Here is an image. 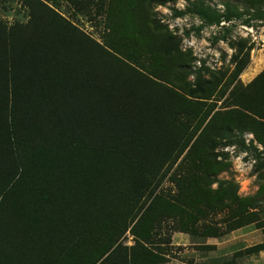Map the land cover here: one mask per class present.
Returning a JSON list of instances; mask_svg holds the SVG:
<instances>
[{"label":"trees","instance_id":"obj_1","mask_svg":"<svg viewBox=\"0 0 264 264\" xmlns=\"http://www.w3.org/2000/svg\"><path fill=\"white\" fill-rule=\"evenodd\" d=\"M68 1L100 40L42 0H21L25 23L0 20V264L69 251L102 264L119 250L124 264H167L153 245L163 222L195 235L199 219L222 210L227 229L203 223L198 235L219 238L252 223L264 229L258 203L216 178L228 166L219 148H244L245 132L264 147V71L234 86L226 104L235 108L212 113L214 93L225 94L223 76L192 72L180 39L153 11L176 0ZM184 1L174 17L219 25L240 15L227 4L219 12ZM254 16L264 18V9ZM231 60L232 84L247 57ZM165 180L175 197L157 193ZM263 250L260 243L207 264H236Z\"/></svg>","mask_w":264,"mask_h":264},{"label":"rangeland","instance_id":"obj_2","mask_svg":"<svg viewBox=\"0 0 264 264\" xmlns=\"http://www.w3.org/2000/svg\"><path fill=\"white\" fill-rule=\"evenodd\" d=\"M42 1L54 4L57 11L69 18L70 22L96 40H100L99 28L93 26L94 23L87 16L74 13V4L71 5L68 0ZM202 2L219 12L225 11L227 4L232 12H239L240 15L232 17L230 21H222L219 25H206L198 17L189 14L174 17L173 9L184 10L187 6L188 3L184 0L156 5L153 11L160 24L166 26L171 35L180 39L179 48L182 53H188L192 61L190 65L192 72L202 70L205 79L211 76H223V85L220 84L219 88L225 94L220 96L214 93L210 100L216 103L212 113H222L235 108L226 104L234 86L238 83L246 87L264 71V18L254 16L256 9H264V0H202ZM0 20L7 25L25 23L27 11L21 0H0ZM233 55L240 58L246 56L247 63L239 77L231 84L229 78L235 67L231 60ZM193 80V74L187 78L189 82ZM242 139L244 148L235 142L216 151L222 154L217 159L223 160L228 165L227 169L220 172L216 178L235 183L240 198L249 197L258 203L260 208L255 210L259 223L263 226L264 191L261 192L260 188L264 187V147L258 143L252 133L245 132ZM216 186L215 183L210 188L214 190ZM158 192L166 198H173L177 188L172 182L165 180L158 188ZM225 213L226 210L208 212V218L199 219L193 226L197 230L195 235L173 232L170 228L174 221L169 219L157 229V235L153 237V245L155 244L156 250L162 248L163 255L167 256V264H207L219 259H230L238 251L264 243V229L255 223L219 238L205 239L198 235L203 230L201 227L203 223L210 227L227 229ZM124 244L127 246L133 244L132 237L128 233L125 234ZM236 264H264V250L257 254L244 255Z\"/></svg>","mask_w":264,"mask_h":264},{"label":"crops","instance_id":"obj_3","mask_svg":"<svg viewBox=\"0 0 264 264\" xmlns=\"http://www.w3.org/2000/svg\"><path fill=\"white\" fill-rule=\"evenodd\" d=\"M47 247L51 249L50 246H47ZM69 252L68 253L65 252L63 256L52 255L51 252H48L46 255H42L43 253H38V256L32 257L29 261H31V264H78V263L84 264L86 263L85 258L79 257V256L73 257L71 256V252L70 253ZM123 253H124L123 251L119 250L113 257L107 259L102 264H124L120 258L123 255ZM166 257L167 256L165 255V258ZM20 262H26V261L21 260ZM180 264H183V263H180Z\"/></svg>","mask_w":264,"mask_h":264}]
</instances>
